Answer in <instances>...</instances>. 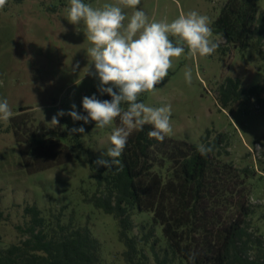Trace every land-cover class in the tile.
I'll return each mask as SVG.
<instances>
[{
	"label": "rangeland",
	"instance_id": "1",
	"mask_svg": "<svg viewBox=\"0 0 264 264\" xmlns=\"http://www.w3.org/2000/svg\"><path fill=\"white\" fill-rule=\"evenodd\" d=\"M83 2L100 8L117 0ZM226 2L141 0L137 7L149 20L168 22L181 13L195 10L209 17L213 30V23ZM257 2L264 13V0ZM68 7L70 0H24L22 3L7 0L0 9V100H8L12 117L26 109V113L47 130L60 127L69 133L70 129L81 126L85 130L83 134H71L83 145L71 162L29 174L13 132L6 130L12 117L7 122L0 121V250L23 237L17 226H27L30 218L25 208L35 205L52 226L55 224L53 215L59 214L63 224L72 220L74 226H88L101 243L104 264H127L115 219L85 201L97 189L95 177L103 167L97 168L94 161L110 146L108 138L116 123L97 129L95 123L84 124L64 115L59 117V125L50 124L53 115L60 110L70 111L72 104L80 114L87 115L82 108V98L98 91L99 81L85 75L90 63L86 53L91 46L84 34L85 28L83 23L76 26L66 19ZM123 11L130 17L133 10ZM217 37L219 47L211 56L185 54L174 59L168 76L156 86L155 93L146 94L143 102L153 107L171 105L173 133L169 138L198 145L207 130L228 135L230 156L225 160L255 173L248 180L250 201L255 206L251 220L253 227L264 236V151L257 148L264 149V95L260 100L240 102L227 109H222L217 100L219 87L226 77L239 78L244 88L263 85L264 61L253 44L244 52L228 46L229 50L223 53L226 41L213 30V39ZM77 63L79 68L73 71ZM186 68L192 71L191 84L184 79ZM132 218L135 228L130 236L137 237L139 248L149 256L150 263L155 264L152 241L158 240L159 253L166 247L161 227H154L155 237L146 242L144 236L153 227L152 215L134 213Z\"/></svg>",
	"mask_w": 264,
	"mask_h": 264
},
{
	"label": "trees",
	"instance_id": "2",
	"mask_svg": "<svg viewBox=\"0 0 264 264\" xmlns=\"http://www.w3.org/2000/svg\"><path fill=\"white\" fill-rule=\"evenodd\" d=\"M213 30L226 41L223 53L228 46L244 52L253 44L264 61V13L257 0H227ZM94 94L111 100L99 91ZM146 94L139 100L143 102ZM262 95L264 84L244 88L239 78L226 77L217 100L227 109ZM26 111L12 117L6 129L14 134L26 171L34 174L71 162L83 148L80 139L60 127L45 129ZM115 123L118 126L119 120ZM151 130L145 125L129 136L120 157L122 170L102 168L95 177L97 189L85 198L117 222L125 262L151 264L137 237L130 236L134 213H149L153 227L144 239H153L154 227L160 226L166 243L159 253L158 240L152 241L155 264H190L193 253L195 264H264V236L251 220L255 206L248 180L255 173L225 160L230 156L228 135L207 130L200 144L214 145V150L202 157L197 144L169 137L160 142L148 136ZM25 214L30 218L27 226H17L23 237L0 250V264H104L101 243L88 226H74L72 220L63 224L61 214L53 215L52 226L35 205L27 206Z\"/></svg>",
	"mask_w": 264,
	"mask_h": 264
},
{
	"label": "clouds",
	"instance_id": "3",
	"mask_svg": "<svg viewBox=\"0 0 264 264\" xmlns=\"http://www.w3.org/2000/svg\"><path fill=\"white\" fill-rule=\"evenodd\" d=\"M6 3L7 0H0V9ZM140 3L141 0H117L115 4L105 3L94 8L83 0H70V7L66 9V19L71 24L83 23L84 34L91 45L86 53L90 63L85 75L98 80L99 93L107 94L111 100H100L95 94L84 96L82 108L87 115L80 114L72 104L70 111L60 110L53 115L50 124L57 126L59 117L68 115L73 121L95 122V128L104 129L118 119V126L112 128L108 138L110 146L94 161L97 168L103 167L106 171L122 170L120 157L134 131H142L145 125H151L148 136L160 142L173 133L171 105L149 106L139 100L140 95L156 92V86L173 67L174 59L185 54L209 57L219 47V37L213 39L207 15L190 10L171 22L149 20L146 13L138 9ZM123 9H132L131 16L126 17ZM76 68H79L78 63L72 70ZM184 79L191 84L190 68L185 69ZM12 115L8 100H0V121H9ZM84 131L82 126L74 127L69 134H83ZM213 150L211 144L197 145V152L202 157H207ZM189 261L195 264L194 253L189 256Z\"/></svg>",
	"mask_w": 264,
	"mask_h": 264
}]
</instances>
